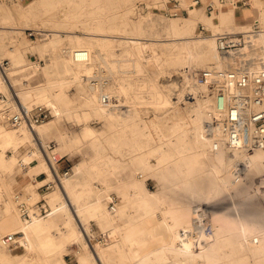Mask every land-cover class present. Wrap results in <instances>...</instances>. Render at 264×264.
<instances>
[{
  "label": "bare ground",
  "instance_id": "obj_1",
  "mask_svg": "<svg viewBox=\"0 0 264 264\" xmlns=\"http://www.w3.org/2000/svg\"><path fill=\"white\" fill-rule=\"evenodd\" d=\"M46 3L48 0H31L28 10H24L23 2H19L16 7L0 3V22L10 20L12 14L16 15L17 12L30 15L27 16L29 19L39 18L43 12L42 6ZM86 11L87 9H81L72 16L66 14V17L69 15L76 18L79 25L78 20L83 19L81 15ZM160 16L155 20L147 18L134 20L132 31L126 35L130 43L124 52L116 50L119 40L115 33L105 31L114 25L113 17L109 15L108 24L107 21L101 20L89 21V24L84 25L85 30L81 32L66 30L63 34L59 28L49 30L44 27L45 29L40 32V35L44 36L39 40L22 41L20 44L14 34L13 40L18 43L19 50L35 48L41 51L51 49L54 51L63 40H66L67 45L62 48V53H52L51 58H46L48 60L45 65L38 63V60V62L24 60V56L18 51L15 57L18 64L9 72L11 81L21 100L28 107L37 104L36 102H43L52 108L56 117L67 112L79 119H88L94 114L105 119L109 126H116L123 122L127 123V117L137 114L140 105L150 102L165 107L174 102L163 89L158 74L142 70L148 61H154L161 72L171 67L183 68V86L177 95L178 99L187 93L191 80L195 77L196 66L238 67L240 61L251 58L255 68L264 67V54L259 57L254 49L244 51L245 46L235 53H227L219 48L216 33H212L216 42L212 36L193 35L196 24L201 19L212 16L204 11L198 15L188 13L185 18L178 16L180 17L178 19ZM215 18L232 20L233 13L229 8L221 9ZM161 29L164 34L166 32L167 35L180 36L158 38L155 35L161 33L159 32ZM262 39L264 40V35ZM251 43L252 41L248 45ZM74 48H86L90 53L89 59L73 57L71 49ZM116 55H120V58H115ZM126 61L133 62L135 68L127 73H120L117 67L126 65ZM107 66L111 67L110 78L91 84L82 101L73 102L67 96L64 88L66 82L90 78ZM53 72L55 75L52 80L50 75ZM20 74L24 76L19 80L14 78ZM25 77L28 80L30 78L31 83L30 80L25 83L23 81ZM197 84L200 90H205L203 84L198 82ZM197 87L195 89H198ZM202 91L203 101L190 106V109H186L170 124L173 133L166 138L167 146L160 143L152 150L151 155L148 154L149 149L131 155L124 165V174L117 171L112 161H108V165H105L104 160L96 158L78 161L75 172L73 173L72 168L71 174L64 176L67 178L63 179V184L58 185L64 198L53 205L48 216L36 215L25 219L21 217L16 207L13 209L11 202L8 207L1 203L4 210L7 208L8 213L13 212L14 223L20 224L19 227L22 228V235L19 238L17 235L18 241L28 249H35L48 256L64 252L68 242L79 241L83 244V249L79 250V264L104 262L106 264L112 254H116L123 261L122 264H130L132 259H138L142 250H145V246L140 247L138 233L134 228L136 221H143L150 223L149 226L157 231L161 224L166 225L169 229V238L161 247L182 254L196 263L253 264L251 251H264V245H257L254 242V237L257 236L259 242L264 244V148L255 150H248L246 147L235 148L230 150L233 151V156H228V148L224 145L214 149L213 140L223 139V136L219 132L215 135L207 132V135L203 129L202 108L206 106L205 125L207 110L212 106L213 98L206 91L205 93ZM103 96H108L106 101L103 100ZM85 105L90 109H86ZM148 112L150 113L147 114L148 119L145 123H152L157 118L156 111L146 110V113ZM7 123L0 113V162L9 168L21 163L31 179L37 182H42L37 177L40 172H46L48 176L53 173V165H56L57 158L66 151L75 154L74 143L62 130L57 129L56 118L34 126L27 124L14 126L16 128ZM85 134L95 137L98 130L87 125ZM53 137H56L58 145L50 149L49 143L46 142ZM142 145L145 146L147 143ZM9 149L12 152L10 154ZM152 158L157 159L158 167L157 171L150 172L146 165ZM161 166L165 169L163 172ZM157 173L162 176L163 185L153 190L147 185L146 177ZM210 178L214 183L209 182ZM96 182L101 183L102 187L100 185V188H96ZM219 189L223 191L220 198L223 205L221 218L227 228H214L212 234H206L200 221L201 213L198 211L201 203H194L197 200L194 194L198 192L199 198L206 199ZM168 191L175 193L183 191V194L178 195L171 204L168 200ZM113 192L118 194L119 199ZM69 193L73 200L70 199ZM56 194L57 192L54 193ZM255 194L262 196L263 199L256 203L251 197L256 206H263L260 214L251 212L241 202L242 197L247 195V198H250ZM114 196L115 208H111L108 201L115 199ZM93 221L101 223L102 228L108 229L107 236L103 238L106 240L104 244L100 243L101 240L91 230L90 223ZM49 223H65V227L57 226L56 233ZM233 230L238 232L239 242L235 241ZM11 232L18 231L7 233ZM154 249L151 248V251ZM232 250L243 255L233 257L232 262L223 260L225 256L234 254ZM257 259L264 260V257L263 259L255 257V264H264V261L258 263ZM0 264L32 263L24 258L17 260L0 258ZM152 264L163 263L156 261Z\"/></svg>",
  "mask_w": 264,
  "mask_h": 264
},
{
  "label": "rangeland",
  "instance_id": "obj_2",
  "mask_svg": "<svg viewBox=\"0 0 264 264\" xmlns=\"http://www.w3.org/2000/svg\"><path fill=\"white\" fill-rule=\"evenodd\" d=\"M26 1V2H25ZM31 0H0L1 4H5L7 6H14L16 7L19 2H23L25 4V9L28 10V6L30 5ZM36 1V0H34ZM182 5L188 8V12H185L180 15H167L163 8H165L168 4V0H48V3L44 4L42 6L43 12L42 16L39 18H28L30 15L23 14L20 12L15 13L16 15L12 14V17L9 18L10 20H6L4 22H0V55L1 57H9L13 63L14 70L17 66V60L16 55L18 54V51L22 53L24 56V60H32L37 61L38 63H41L43 65L46 64V58H51L52 53H62V48L67 45L66 40H63L58 48L54 51L47 50V51H41L38 49H30L28 50L24 48L23 50H19L18 43H22V41H34L39 40L40 37H43L41 35L31 36L28 34L27 28H39L43 29L44 27L51 30L52 28H59L62 30L61 33L65 34L66 30H75L78 32H81L85 30L84 25L89 24V21H107L106 24H108V15L113 17L112 20H114V25L112 28H108V25L106 26L108 29H106V32H113L115 33L116 37L118 38V44L116 46L117 51H125L126 46L128 43H130V39L126 36L129 32L132 31V25L134 20H138L141 18H147L148 20H155L160 18V15H164L169 19H178L183 16L182 18H185V15L193 14L198 15V13L195 11V7L188 5L187 3H191L193 0H180ZM186 1V2H185ZM254 4V15L257 19H259L261 28L258 31L257 34H255L252 38V43L249 46H246L244 51H250L254 49V51L259 55V57L264 54V40L262 39V36L264 35V12H262V16L258 15V8H259V2L258 0H251ZM131 7V9H129ZM231 7L235 6H223L221 9L229 8V11L233 13L234 10ZM239 7V6H237ZM199 10H203L206 14L212 15L208 19H201L196 26L194 27L193 35H199V37H210L212 36L214 41L215 37L212 35V33L222 32V31H234V32H242L252 27V21L253 19H249L248 24H236V27L227 26L228 22L231 20H222L220 18H215L216 13H209L206 11L205 7L197 6ZM231 8V9H230ZM81 9H87L85 14H82L81 16L83 19H79V25L77 24V19L71 17L75 12H79ZM54 11H57L56 13ZM66 14H69L68 17H66ZM202 14V13H201ZM128 15V16H127ZM28 16V17H27ZM90 18H86L89 17ZM93 17H96L95 19H92ZM44 18V19H43ZM99 19V20H98ZM76 21V22H75ZM37 23V24H36ZM75 23V24H73ZM125 23V24H124ZM201 24H204L206 27L209 28L208 31L201 30ZM162 26V25H161ZM160 28V27H159ZM10 29V30H9ZM11 29H13L11 31ZM45 29V28H44ZM161 33L156 34L155 36L158 38L166 39V38H172V37H178L180 35H167L166 32L164 34V31H159ZM17 36L18 43L13 40V35ZM163 43V42H162ZM10 45H13L14 49H10ZM27 50V51H26ZM24 51V52H23ZM51 51V52H50ZM221 54V52L219 51ZM115 58H120V55H116ZM226 62V61H224ZM146 65L143 67V71L150 72L152 74L157 75L159 82L161 83L163 89L166 91V93L172 98L174 101L173 104L170 106H156L154 103H146L143 105H140L139 112L137 114H133L128 116L127 123L123 122L122 124H118L116 126H109L108 123L103 118H99L96 115H91L88 119H79L75 115L68 114L67 112H64L59 117H56L54 112L52 111V108L48 106L51 109V114L46 119L45 122H48L52 119L56 118V127L59 131H63L68 136V139L71 140V142L74 143L75 147V155L70 156L67 151L65 152V155H62L58 161H56V165L54 168L58 170L59 172L62 171L64 168H66L69 165H74L75 170V164L78 161H84V160H93L96 158V160H104L106 163L105 165H108V161H112V164L116 166V169L119 173H125V167L124 165L127 164L128 159L131 155L135 153H139L141 150H147L148 154H152V150L156 149L157 146L161 143L164 146H167L166 138H169L173 130L170 126L171 123H173L178 116H180L186 109H190L193 104L197 105L198 101H203L201 91L197 86L196 77H193L191 80V84L188 87L187 93L184 95L183 98L178 99L177 95L180 91L181 86H183V68H167L165 71L161 72L159 66L154 61H148L145 63ZM225 65V63H224ZM209 66H196L197 70ZM211 67H214L213 65ZM120 73H127L129 71H132L135 68V65L133 62L126 61V65H120L117 67ZM104 70V71H103ZM103 71V72H102ZM42 72V69H41ZM112 74L111 67L107 66L104 69H100L96 75L91 76L90 78L85 77L82 80L79 81H72V82H66L65 85V91L69 98L72 99L73 102H80L83 100L84 95L88 93L90 90V85L93 83H96L98 81H106L110 78V75ZM55 73L53 72L52 75H50V78L53 80V76ZM24 75H17L14 76L15 79L19 80ZM105 79V80H104ZM30 80V78H29ZM28 80V81H29ZM96 81V82H95ZM31 83V80H30ZM198 89H195V88ZM24 89V88H23ZM205 93V90L202 91ZM116 97L114 96V99ZM178 99V100H177ZM116 101V100H115ZM176 102V103H175ZM41 103L43 102H36ZM175 103V104H174ZM45 105V104H44ZM145 105V106H144ZM47 106V105H46ZM86 109H90L88 105H85ZM205 107L202 108V126L205 131V133L208 135L205 125H204V113H205ZM83 109V108H81ZM146 110H154L156 111V119L150 123H145L146 119H148V115L150 112L146 113ZM143 116V117H142ZM84 119V120H83ZM43 122V123H45ZM8 124V123H7ZM9 126H12L8 124ZM87 125H91L94 128L98 130V134L94 136H90L85 134V128ZM14 127V126H12ZM16 128V127H14ZM34 129V128H33ZM47 144H51L52 147H49L50 149L56 147L58 145V141L56 137L50 138L47 142ZM143 146L142 144H146ZM11 152V151H10ZM233 151H230L228 149L227 154L228 156H233ZM13 173L10 171H7L8 167L3 165L0 162V237L4 233H7L8 231H18L20 230L17 226H10V223H14V216L13 212L11 211V214L8 213V211L3 209V206L8 207L9 203L11 202L13 205V209L15 207L18 209L17 204L15 202V192L19 189H21L24 192L32 193L33 198L37 199L41 195L46 197L48 203L51 206V210L53 205L59 201L60 199L64 198V195L58 187V185L63 184V179L65 180L67 177H63L61 181L53 180V183L50 187L43 189L41 187L42 183L44 181H47V179H54L53 173L48 176V178L45 179L47 173L41 172L37 174V177L42 180L43 182H37L33 178L31 179V176L27 174L26 172H23L22 169L19 168ZM22 167V165H21ZM158 167V161L156 158H152L150 163L146 165V169L152 171H157ZM163 167V166H161ZM238 167V166H237ZM236 167V169H237ZM165 169L161 170L163 172ZM168 170V169H167ZM237 171V170H236ZM235 171V175H236ZM230 178V177H229ZM34 182H32V181ZM8 181V182H7ZM209 182H213L212 179H209ZM38 183V184H37ZM59 183V184H58ZM146 183L147 185L153 189L156 190L159 186L163 185L162 182V176L154 174H149L146 177ZM101 183L96 182L95 186L96 188H100ZM102 187V185H101ZM54 195V193H56ZM222 192L220 189L213 194H210L208 198H199V193L195 192V196L197 197V200L194 201L195 204H200L201 206L207 207L209 210L213 221H214V228H227L226 223H223L222 216V206L220 203V198L222 196ZM62 193V194H61ZM190 193V192H189ZM113 194L117 193L113 192ZM183 191H180L178 193L168 191V200L171 204H173L174 200L177 198V196L182 195ZM70 199L73 198V196L69 193ZM240 197V195H238ZM245 197L241 198V202L243 205L247 207L248 210L251 212L260 214L261 209L263 206L257 205L256 203H259V199H262V196L255 194L251 195L250 198ZM255 199V202L251 199ZM119 199V196H118ZM244 199V200H243ZM73 200V199H72ZM108 200V197H107ZM206 201V202H205ZM110 201H108L109 204ZM205 202V203H204ZM2 203V204H1ZM179 204V203H176ZM5 208V207H4ZM19 211V210H18ZM51 212V211H50ZM50 212L45 215L48 216ZM40 216V215H39ZM94 227L98 228L97 223L93 222ZM150 223H145L143 221H136L134 228L137 230V238L139 240L140 247L145 246V250H142V254L138 257V259H132L129 263L130 264H152L153 262H161L163 264H199L196 263L193 260H190L186 256L182 254H178L174 251H169L161 247L163 243L168 240L169 238V229L166 225L161 224V226L158 228V231L151 228ZM95 230V231H96ZM232 234L234 235V239L236 242L238 241L239 235L236 230L232 231ZM96 236H99L95 233ZM104 235V233H102ZM101 241V244H104V239L99 238ZM142 240V241H141ZM103 241V243H102ZM1 244V243H0ZM264 245L262 242L257 243V245ZM82 242H74L70 243L68 245V248L65 250V253H71L73 256H75L74 253H76L77 257L79 258V252L77 251L78 248L81 247L83 249ZM150 246V247H149ZM0 258H6V259H12L19 258V256H27V260H30V263L32 264H66V262L62 263L60 260H52L50 257L55 255H50L49 259L45 258H39L34 257L36 255L35 249H28L27 247H24L23 245L18 246L15 249H9L2 244L0 245ZM151 248H155L153 251H151ZM233 251V250H232ZM234 252V251H233ZM69 254L68 256L71 257L72 255ZM58 255V254H56ZM60 255V254H59ZM243 255L241 252H234L232 256H225L223 260L226 262H232L233 257H240ZM62 255H60L61 257ZM72 256V257H73ZM251 262L255 264V257H258L259 259H263L264 257V251H251ZM263 256V257H262ZM221 257V256H220ZM35 259V260H34ZM45 259V260H44ZM74 260L77 262V258L75 257ZM258 263L260 261L264 260H258ZM47 262V263H46ZM122 264L123 261L117 257L116 254L110 255L106 261V264ZM105 264V262H104Z\"/></svg>",
  "mask_w": 264,
  "mask_h": 264
},
{
  "label": "built area",
  "instance_id": "obj_3",
  "mask_svg": "<svg viewBox=\"0 0 264 264\" xmlns=\"http://www.w3.org/2000/svg\"><path fill=\"white\" fill-rule=\"evenodd\" d=\"M248 0H193L191 6L205 7L209 13L219 11L221 5H245ZM167 15H180L188 12L180 0H168L163 8ZM261 28L259 19L252 21V27L242 32L222 31L216 33L217 43L222 51L235 53L247 46L252 36ZM31 36L40 35L41 29L27 28ZM201 30L209 28L201 24ZM13 45H10L12 48ZM76 59L87 60L90 53L86 48L71 49ZM251 58L240 61L238 67H205L195 73L196 81L205 86V91L212 96V106L208 108L205 117V127L212 135L220 133L223 139H214L212 147L219 149L222 145L229 150L246 147L248 150L264 148V67L255 68ZM13 68L11 59L0 56V113L8 124L19 126L27 124L34 126L46 121L51 109L41 103L28 107L20 98L17 89L10 78ZM26 83L28 79L23 78ZM108 96H103L106 101ZM49 147H52L49 144ZM60 158L57 159V161ZM240 164H238L239 166ZM240 167H238L239 169ZM72 166L62 171L54 168L53 178L47 179L41 187H50L53 180L61 181L64 176L70 175ZM238 177V176H237ZM48 178L46 175L45 179ZM21 217L30 219L33 216H45L51 211L46 197L41 195L34 199L32 193L17 190L14 195ZM115 199L110 201L111 208H115ZM200 221L206 234L214 232V221L207 207L200 206ZM18 232L5 233L0 237L2 245L15 249L22 245L17 239ZM258 241V237H254Z\"/></svg>",
  "mask_w": 264,
  "mask_h": 264
},
{
  "label": "crops",
  "instance_id": "obj_4",
  "mask_svg": "<svg viewBox=\"0 0 264 264\" xmlns=\"http://www.w3.org/2000/svg\"><path fill=\"white\" fill-rule=\"evenodd\" d=\"M249 1V3L248 4H245V5H237V6H239V7H237V6H235V7H231L233 10H234V15H233V19L231 20V21H229L228 22V24H227V26H232V27H236V24H242V25H246V24H248L249 23V19H253L254 20V18L256 17L254 14V11H255V8H254V4H253V2L251 1V0H248ZM258 2H259V8H258V15L259 16H262V12H264V0H258ZM223 6H234V5H228V4H224V5H221L220 7H219V11H217V12H214V13H218V12H220V8L221 7H223ZM230 8V9H231ZM195 11L198 13V14H201V13H203V10H199L197 7H195ZM11 150L9 149L8 150V153L10 154V153H12V152H10ZM66 154V153H65ZM65 154H63V155H65ZM70 156H74L75 154H69ZM61 157V156H60ZM59 157V158H60ZM58 159V158H57ZM57 161V160H56ZM76 165V164H75ZM18 166H20L19 168L20 169H22L23 170V172H26L27 173V171L25 170V168L24 167H21V163H18V164H16L15 166H13L12 168H7L8 170L7 171H10V172H15L17 169H18ZM23 166V165H22ZM54 166L55 165H53V171H54ZM72 168L74 169V165H72ZM75 172V170H73V173ZM41 173V172H40ZM72 173V174H73ZM28 174V173H27ZM48 175V174H47ZM42 182L44 181V179H42L41 180ZM8 182V181H7ZM116 193V192H115ZM114 195H116V194H114ZM118 197V196H117ZM16 202V201H15ZM52 206V205H51ZM94 222V221H93ZM51 226H52V229L54 230V231H56V227L57 226H60V227H65V223H49ZM91 224V230L94 232V233H96L97 235H99V236H97L98 238H105V236H107L106 234H108V229H106V228H102V224L101 223H97V225H98V228H97V230H96V228L94 227V225H93V223H90ZM10 226H17L20 230H18V238H19V236H21L22 235V228H20L19 226H20V224H18V223H10L9 224ZM96 230V231H95ZM56 233H58L57 231H56ZM102 233H104V235H102ZM255 242V241H254ZM259 242V238H258V241L257 242H255V243H258ZM71 243H74V242H71ZM67 245H66V247L68 248V245L70 244V242H68V243H66ZM81 249V247L80 248H78L77 249V251L79 252V250ZM36 255H34L33 256V258L36 256V257H39V258H45V259H49V256H48V254H46V253H44V254H41V253H39L38 251H36ZM62 254V256H61V259H60V255ZM58 255H55V256H52V254H51V256L52 257H50V259H52V260H55V259H57V260H62V261H64V263L66 262V263H68V264H79V258L77 257V255H76V253H74L75 254V256H73L71 253H65V251L63 252L62 251V253H59ZM69 254H71L72 256L71 257H69L68 255ZM27 256H25V255H23V256H19V258H15L14 260H17V259H20V258H24V259H28V258H26ZM77 258V262L78 263H76V261L74 260V258ZM44 259V260H45ZM252 260V259H251ZM61 261V262H62Z\"/></svg>",
  "mask_w": 264,
  "mask_h": 264
}]
</instances>
